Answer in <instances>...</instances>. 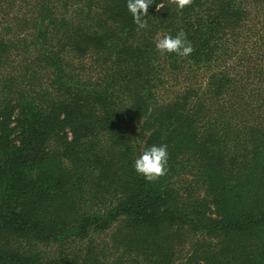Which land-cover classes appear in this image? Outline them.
Wrapping results in <instances>:
<instances>
[{
  "label": "trees",
  "instance_id": "1",
  "mask_svg": "<svg viewBox=\"0 0 264 264\" xmlns=\"http://www.w3.org/2000/svg\"><path fill=\"white\" fill-rule=\"evenodd\" d=\"M126 5L0 0V264H264V0Z\"/></svg>",
  "mask_w": 264,
  "mask_h": 264
},
{
  "label": "clouds",
  "instance_id": "2",
  "mask_svg": "<svg viewBox=\"0 0 264 264\" xmlns=\"http://www.w3.org/2000/svg\"><path fill=\"white\" fill-rule=\"evenodd\" d=\"M178 10L190 7L194 0H171ZM154 0H127V9L131 13L133 22L138 29H147L149 6ZM162 5H157L159 10ZM155 49L161 54H175L180 58H186L194 51L192 42L188 40L187 34L181 29L175 36L165 34L155 41ZM169 152L166 144L151 145L145 148L134 161V169L137 174L142 175L147 182H156L166 176L169 171Z\"/></svg>",
  "mask_w": 264,
  "mask_h": 264
}]
</instances>
